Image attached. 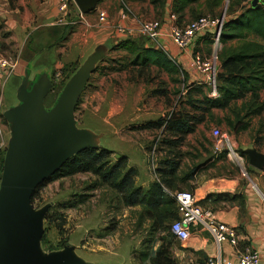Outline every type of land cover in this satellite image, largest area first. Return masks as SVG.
Wrapping results in <instances>:
<instances>
[{
  "label": "rangeland",
  "instance_id": "374dc122",
  "mask_svg": "<svg viewBox=\"0 0 264 264\" xmlns=\"http://www.w3.org/2000/svg\"><path fill=\"white\" fill-rule=\"evenodd\" d=\"M124 3L136 17L150 12L149 0H103L99 6L109 5L112 10L116 8L117 11H122L128 16ZM228 8L229 0H226L222 13H226ZM227 14L229 15L230 12ZM143 20L158 21L159 19L150 16ZM68 31L66 30L65 33L67 34ZM136 37L134 41L139 45H150L147 38L140 32L136 34ZM132 49L131 46L125 45L118 50H108L105 60L98 65V71L90 79L91 85L82 95V103L89 101L90 105L87 104V109L80 106L76 111L78 126L104 135L102 147L115 152L113 159L125 154L130 155L131 152L136 162L141 163L144 160L143 163H147L148 173L157 180V170L168 159L169 154L175 152L181 163L179 172L181 176L190 169L189 165L198 164L202 155L201 151L209 152L212 157L224 155L228 158L225 149L215 153L214 147L217 140L212 136V130L216 127L228 136L230 144L238 152L241 148L253 146L264 153V114L252 117L250 128L239 134L229 132L227 128L220 127L216 122L207 119L195 133L188 135L183 144L175 149L170 148L166 143L173 137L163 134V130H135L136 125L151 120L166 119L172 113L182 111L188 100L187 86L189 84L173 83L165 72L155 67L132 66L131 62L134 58L131 56ZM94 50L87 51L84 58L70 63L66 74L69 75L78 70ZM211 53L212 50L208 52V55L211 56ZM54 63V59H51L48 65L53 66ZM119 67H127V70L120 71ZM218 67H220V61H218ZM180 79L183 80L182 75ZM13 81L14 79L11 78L3 87L0 82V175L2 174L1 162L11 136L10 127L5 123L3 113L9 108V104L12 106L19 104L17 91L21 84L15 88ZM54 86L58 90L62 85L57 82ZM208 88L207 86L205 90L207 93ZM56 98L57 92L50 93L46 98V107L52 108ZM261 100L264 102V91L261 93ZM241 103L238 102L239 105ZM121 105H126V111L122 117L129 118L126 122L120 119L116 112ZM88 111L90 114L85 121ZM215 114L220 117L225 115L223 111H215ZM125 124L128 125L124 126V129L131 133L127 134L134 140L133 150L123 143L120 137V128ZM123 134L126 133L123 132ZM222 170L239 173L255 193H259L262 197L257 188L262 193L264 191L257 186L256 179L264 180V172L251 167L247 156L240 153L239 157L230 158L229 162H224L211 173L220 174ZM98 180V177L89 173L78 174L53 182L41 190L36 199V206H38L36 208L40 209L47 204H52L49 210L51 223L45 221L46 236L42 247L45 252L61 248V241H69L78 248L77 254L90 264H132L133 259L139 264V257L145 249V243L152 239H166L170 242L172 250H183L180 242L168 238L171 221L164 225V229L155 232L153 225L157 222L143 206H126L118 192L107 185L98 184ZM194 182L195 180L192 181ZM176 184L177 187L172 192H193L194 186L191 182ZM82 198L84 201L80 202ZM65 202H78L79 205L73 209H62L60 205ZM202 208L213 209L212 206H202ZM64 221V229L60 232L57 225ZM175 260L180 263L179 259Z\"/></svg>",
  "mask_w": 264,
  "mask_h": 264
},
{
  "label": "trees",
  "instance_id": "16d2710c",
  "mask_svg": "<svg viewBox=\"0 0 264 264\" xmlns=\"http://www.w3.org/2000/svg\"><path fill=\"white\" fill-rule=\"evenodd\" d=\"M225 2L226 0H172V12L177 15V23L182 25L188 23V15L191 21L205 16L221 17ZM244 2H248V4L242 6ZM151 4L159 8L163 6L164 0H151ZM240 8L241 13L230 18L231 14ZM227 12H230V14L228 15ZM227 12L221 34L222 47L218 54L220 67L217 73V98L209 96V88L208 93L205 92L207 85L189 83L188 74L163 48L156 47L153 44L141 46L134 41L135 39L122 40L111 45L110 49L112 50H118L125 45L131 46L133 48L131 56H134L131 62L132 66L155 67L165 72L173 83L189 84L186 85L188 100L182 111L174 112L166 119L161 118L143 123L135 127V130H163V134L173 137L172 140H168L166 143L170 148L175 149L183 144L188 135L195 133L197 128L205 123L207 119L216 122L220 127L227 128L229 132L239 134L250 128L252 117L264 114V102L261 100V93L264 91V5L253 7L250 0H229ZM69 26H65L66 30L72 31L75 28ZM203 38L211 46L209 50L211 51L212 38L210 36ZM69 67L68 64L63 69L65 76L60 89L57 90L56 86L52 87L51 93L57 92V98L52 107L56 104L67 81L77 72L75 70L69 75L66 74ZM118 70H127V67H119ZM180 75L183 76V80L180 79ZM39 77L40 75L35 80L37 81ZM238 102H242L241 105ZM215 111H223L225 115L220 117L215 114ZM5 123L9 126L6 121ZM6 151L7 148L5 149V155ZM113 155H115L114 151L102 147L97 150L87 149L72 157L58 172L36 189L32 197L33 206L38 207L36 206V199L41 190L49 184L63 178L89 173L98 177V184L107 185L118 192L126 206H143L157 222L156 225H153V229L158 232L165 228L164 225L167 222L171 221L172 223L178 219L176 200L171 195L175 193L172 191L176 189V183L194 181L199 174L213 167L215 161L225 158L224 155L211 157L202 164L193 166L180 176L181 163L179 156L175 152H171L168 159L157 170L158 179L154 180L147 189H144L136 185L138 170L129 165L128 157L121 155L113 159ZM4 158L5 156L1 162V173L3 172ZM214 158L215 161L213 162ZM1 176L2 174L0 180ZM239 199H241L240 196H229L227 194L210 195L206 202L211 201L214 204L233 202ZM83 201L84 198L80 202ZM202 204L203 202H199L200 206H203ZM78 205V202H65L60 206L62 209H73ZM49 213L46 217V223H51ZM57 226L58 230L62 232L65 221ZM45 236L46 231L42 239V247ZM169 237L176 240L170 233V227L168 228ZM67 244H69V241H61V248L49 252L61 250ZM139 261V264H177L173 257L170 242H167L166 239H152L146 242Z\"/></svg>",
  "mask_w": 264,
  "mask_h": 264
},
{
  "label": "crops",
  "instance_id": "0c3cea01",
  "mask_svg": "<svg viewBox=\"0 0 264 264\" xmlns=\"http://www.w3.org/2000/svg\"><path fill=\"white\" fill-rule=\"evenodd\" d=\"M149 2L151 3V0ZM247 4L248 2H244L242 6ZM149 6L150 12L147 15L141 14L139 17L134 14L131 16L128 14L127 16L122 11H117L116 8L112 10L109 5L98 6V11L84 15L83 19L77 21L76 24L71 19L58 24L56 0H0V53L13 58L17 64L13 75L5 80H0L2 87L13 78V86L17 88L22 83L26 71H30L31 77H38L47 73L54 86L57 83L54 75L57 72L64 73L63 69L66 65L78 61L79 58H84L87 51L90 52L101 44L113 45L118 41L136 39V34L139 33V23L144 21L143 18L147 19L150 16L151 18H157L158 21L164 23V27H168L170 15L173 13L172 0H164L163 6L159 8L152 4ZM100 11H106L108 15L107 22L102 25L98 24L97 18ZM240 13L241 8L233 12L230 18L236 17ZM187 20L188 23L191 22L189 15ZM118 24L133 29L134 33L119 35L116 32ZM69 25L72 27L77 25V27L66 34L65 26ZM205 36L207 35L204 33L200 34L187 52H180L171 39L167 37L160 40L163 49L188 74L189 83L198 84L197 80L202 78L195 69L192 57L195 54L201 55L203 58L209 57L208 52L211 46L203 38ZM51 59L55 61L53 66L48 65ZM90 85L89 82L84 92L88 90ZM82 98L79 107L87 109V104L90 105V102L82 103ZM8 107L13 106L9 104ZM131 110H133V105H131ZM125 111L126 105H121L119 111H116L120 119H123ZM89 114L90 111H88L85 121ZM123 120L126 122L129 118ZM127 125L121 126L120 137L122 142L133 150L134 140L132 136L127 134L130 132L124 129V126ZM132 128L134 129V127ZM123 132L126 134H123ZM201 154L197 165L212 157V154L207 151H201ZM125 156L128 157L129 165L138 170L136 185L147 189L154 182V176L148 173L147 163L144 164V160L141 163L136 162L131 152L130 155L125 154ZM229 160V157L219 161H215L214 158L213 162L215 161V164L213 167L199 174L194 183L190 181L194 186L192 189L193 194L199 202H203L204 207H213L219 221L237 227L238 245L232 247L228 243L223 244L221 246L222 257L234 260L239 254L248 249H254L261 253L260 264H264V201L261 199L262 197L259 193H255L250 184L237 172L222 170L220 174L215 171V173H211L215 168L221 166L224 162H229ZM189 167L192 168L193 165H189ZM207 172L208 174H205ZM256 181L257 186L264 191V180L256 179ZM223 194L240 196L241 199L214 204L211 201L206 202L210 195ZM187 247L182 246L183 250L181 251L172 250L173 257L180 260V263L177 264H204L208 256L218 254V245L209 233L202 229H198L193 233ZM132 264L138 263L133 259Z\"/></svg>",
  "mask_w": 264,
  "mask_h": 264
},
{
  "label": "water",
  "instance_id": "95a60500",
  "mask_svg": "<svg viewBox=\"0 0 264 264\" xmlns=\"http://www.w3.org/2000/svg\"><path fill=\"white\" fill-rule=\"evenodd\" d=\"M100 1L74 0L83 15L97 10ZM251 4L264 5L260 0ZM109 46L96 47L50 109L45 102L52 91V80L44 73L36 81L26 71L17 92L19 104L3 113L11 136L0 180V264H90L71 243L58 251L43 250L45 221L52 204L36 208L32 197L72 157L87 149L102 148L104 135L80 128L76 110ZM240 153L247 156L251 167L264 171V153L253 146L241 148ZM257 190L264 199V193Z\"/></svg>",
  "mask_w": 264,
  "mask_h": 264
},
{
  "label": "built area",
  "instance_id": "2783aa9c",
  "mask_svg": "<svg viewBox=\"0 0 264 264\" xmlns=\"http://www.w3.org/2000/svg\"><path fill=\"white\" fill-rule=\"evenodd\" d=\"M124 1V0H122ZM252 2V0H250ZM264 4V0H260ZM58 19L57 23L61 24L69 19L76 24L77 21L82 20L84 15L76 6L74 0H56ZM129 15L134 13L124 3ZM98 24L102 25L107 22L108 15L106 11L98 12ZM177 15L172 13L169 18V26L164 27V23L160 21L144 20L139 23V32L144 35L149 41L150 45L161 47L160 40L163 37L171 39L177 46L180 52H187L190 50L194 41L200 34H206L213 40L212 53L208 58H203L201 55L195 54L192 57V62L197 72L202 76L197 80L198 84H206L209 89V96L212 98L218 97L217 92V73H218V54L221 49V34L226 20V13L221 17L205 16L200 19L191 21L185 24L177 23ZM116 32L119 35H131L134 30L118 24ZM16 61L12 58L0 53V80H5L14 74L16 70ZM55 80L58 83L64 81V74L57 72ZM68 82V81H67ZM212 136L217 140L214 147L215 153L227 150L229 158H237L240 155L237 149L230 144V139L224 135L220 128L212 130ZM176 200V209L178 219L170 224V233L180 242L184 248H188L187 244L191 240L193 233L202 229L209 233L213 241L218 245V254L208 256L204 264H260L261 253L258 250L248 249L239 254V256L232 259H225L221 254V246L225 243L232 247L238 245L239 235L237 227L221 222L217 219L213 210H205L199 205L193 193L189 191H180L171 194Z\"/></svg>",
  "mask_w": 264,
  "mask_h": 264
}]
</instances>
